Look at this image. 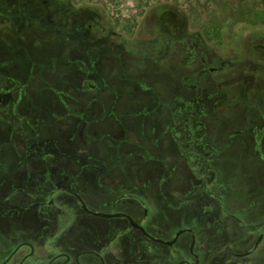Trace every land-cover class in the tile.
Masks as SVG:
<instances>
[{
    "label": "rangeland",
    "instance_id": "obj_1",
    "mask_svg": "<svg viewBox=\"0 0 264 264\" xmlns=\"http://www.w3.org/2000/svg\"><path fill=\"white\" fill-rule=\"evenodd\" d=\"M83 165L164 236L264 209V0H0V231L12 186Z\"/></svg>",
    "mask_w": 264,
    "mask_h": 264
},
{
    "label": "flooded vegetation",
    "instance_id": "obj_2",
    "mask_svg": "<svg viewBox=\"0 0 264 264\" xmlns=\"http://www.w3.org/2000/svg\"><path fill=\"white\" fill-rule=\"evenodd\" d=\"M35 163L51 169L56 161ZM94 169L83 165L59 172V178L49 170L34 192L28 181L10 188L9 196L19 195L9 201L7 232L0 231V264H264V209H244L238 216L218 198L222 208L214 230L209 223L183 225L164 236L171 224L161 231L156 226L168 215L164 203L152 198V205L132 186L93 175ZM224 219L235 223L232 234L222 235Z\"/></svg>",
    "mask_w": 264,
    "mask_h": 264
},
{
    "label": "water",
    "instance_id": "obj_3",
    "mask_svg": "<svg viewBox=\"0 0 264 264\" xmlns=\"http://www.w3.org/2000/svg\"><path fill=\"white\" fill-rule=\"evenodd\" d=\"M183 230H181V231H179L178 233H177V236L176 237H178L180 234H181V232H182ZM173 241H169V242H167V243H172Z\"/></svg>",
    "mask_w": 264,
    "mask_h": 264
}]
</instances>
